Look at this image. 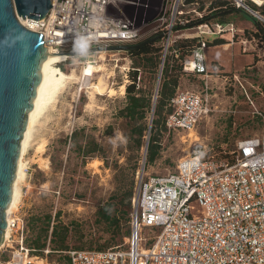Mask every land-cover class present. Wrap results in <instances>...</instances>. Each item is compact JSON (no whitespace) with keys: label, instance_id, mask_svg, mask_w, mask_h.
Here are the masks:
<instances>
[{"label":"rangeland","instance_id":"374dc122","mask_svg":"<svg viewBox=\"0 0 264 264\" xmlns=\"http://www.w3.org/2000/svg\"><path fill=\"white\" fill-rule=\"evenodd\" d=\"M223 2L232 6L230 0H198V5L184 9V17L192 25L202 24L198 22L208 18L204 23L233 24L237 29L234 37L229 34L204 37L210 43L216 39L224 43L219 48H209L207 44L209 50L204 53L211 64L207 77L185 74L182 64L186 57L168 55L159 82L160 42L155 44L160 50L156 67H151L145 58H132L130 64L127 54L114 53L69 58L57 65L74 78L66 81L33 129L23 159L19 203L14 211L26 223L27 245L45 246L40 256H35L39 258L35 262L61 264L66 258L58 252L70 250L121 248L128 252L143 180L174 173L178 161L194 142L206 144L213 156L223 159L230 157L240 142L262 136L264 41L257 37L259 27L246 14L220 9L210 13L212 4ZM246 2L264 12V5L258 8L252 0ZM16 17L24 26L22 18ZM192 28L179 34L173 48L185 40L183 35L198 34ZM148 39L149 33L141 42ZM88 64L98 71L92 77L84 73ZM168 65L174 69H168ZM139 66L138 90L151 101V106L144 121L132 122L120 117V112L127 106L130 73ZM174 80L180 90L201 93L212 110L189 137L188 133L168 131L165 109L160 107L159 112L157 109L166 105L160 97L162 88L168 83L170 92ZM139 126L144 129L142 139L138 137ZM75 132L79 145L94 141L102 148L101 154L79 155L72 146ZM151 137L157 141L159 153L154 162L148 159ZM107 206L109 210L105 214L103 210ZM158 233L155 229H143V248H149ZM13 247L17 249L15 244ZM46 250L52 252L47 258L43 255Z\"/></svg>","mask_w":264,"mask_h":264},{"label":"built area","instance_id":"2783aa9c","mask_svg":"<svg viewBox=\"0 0 264 264\" xmlns=\"http://www.w3.org/2000/svg\"><path fill=\"white\" fill-rule=\"evenodd\" d=\"M230 1L264 27V15L246 0ZM194 5L198 3L190 6ZM187 6L188 0H52L46 19L30 20L24 27L41 33L45 48L63 54L132 46L148 33L149 39L161 36L160 82L168 55L178 57L176 39L192 28L184 17ZM192 29H197L196 36L182 37L199 38L201 46L184 60L182 69L207 77L204 37H234L238 32L233 24L222 23L196 24ZM167 108L165 128L188 137L212 112L208 100L193 91L177 92ZM211 152L206 144L194 142L174 173L143 180L128 252L121 248L58 252L66 258L61 264H264V132L240 142L230 157L218 159ZM7 229L10 239L0 246V264H39L31 255L37 251L27 246L24 219L12 213ZM143 229L159 231L147 249ZM51 253L43 251L46 258Z\"/></svg>","mask_w":264,"mask_h":264},{"label":"water","instance_id":"95a60500","mask_svg":"<svg viewBox=\"0 0 264 264\" xmlns=\"http://www.w3.org/2000/svg\"><path fill=\"white\" fill-rule=\"evenodd\" d=\"M52 0H0V246L7 230L6 211L13 199L21 144L49 52L44 36L17 20L42 21ZM161 36L132 46L96 47L69 52L70 58L98 53H129L159 42ZM148 149V147H147Z\"/></svg>","mask_w":264,"mask_h":264},{"label":"trees","instance_id":"16d2710c","mask_svg":"<svg viewBox=\"0 0 264 264\" xmlns=\"http://www.w3.org/2000/svg\"><path fill=\"white\" fill-rule=\"evenodd\" d=\"M194 0H188V3H192ZM252 5V4H251ZM255 8V6H253ZM212 9H220L221 11H232V12H242L229 5V2L221 3L219 6H215L214 4L211 5ZM244 13V12H242ZM245 14V13H244ZM247 15V14H246ZM208 18H205V20L199 21L198 23H204L206 22ZM253 19V18H252ZM256 25L259 27V32L257 34V37H259L262 41H264V27L261 26L255 19H253ZM196 24L191 25L192 27ZM262 28H261V27ZM156 43L147 45L143 47L142 49H139L137 51L129 52V57L136 59V58H145L146 62L150 64L151 67H156L158 65V53L160 50L155 47ZM209 46L216 47L223 45V41L216 39L212 44H209ZM201 46V41L199 38H192V39H185L179 44L175 46L176 50L179 54H181L182 58L186 57L189 58L193 51H195L197 48ZM173 63H177V60H173ZM136 71L130 73V78L132 80V83L130 86H127L126 88V94H127V106L120 112V117L129 119L132 122H142L146 118V110L150 106V102L148 99L144 98V96L140 95L141 90H138V78H139V71L141 70V67H136ZM174 69V67H173ZM172 85V90L168 92L169 84H165V86L162 88L160 95L162 98H169L172 97L175 89L178 86L177 80H174ZM158 109V107H157ZM157 113V112H156ZM140 129L138 130V137L139 139H142L144 137V129L139 126ZM72 146L76 148L79 155H82L83 157H94L101 154L102 148L94 141L88 142L85 146L79 145L77 142V132H75L72 137ZM157 141L154 138H150L149 144H148V159L150 162H154L156 158L158 157V146ZM108 206L103 210L106 213H108ZM104 219L108 220L109 217L105 216ZM108 215V214H107ZM55 232H53L54 234ZM129 235V233H128ZM28 246V245H27ZM29 247V246H28ZM37 248H30L32 250H36L37 252L35 254H31L32 256H40L39 252L43 250L45 246H41L39 243L36 246ZM102 251V250H100Z\"/></svg>","mask_w":264,"mask_h":264},{"label":"bare ground","instance_id":"6f19581e","mask_svg":"<svg viewBox=\"0 0 264 264\" xmlns=\"http://www.w3.org/2000/svg\"><path fill=\"white\" fill-rule=\"evenodd\" d=\"M258 6H263L264 0H252ZM21 22L25 25V23L30 24V20H21ZM49 55L46 62L42 68V75L39 81L36 96L33 101V108L28 117V124L26 131L23 136L22 144H21V155L17 168L16 180L13 186V199L10 207L6 211V216H9L14 213L15 209L19 203L20 196V184L24 179L23 174V159L27 149V145L31 138L33 129L38 122L39 118L42 116L46 108L51 104V102L56 98L59 91L64 87L66 81H70L73 76H69L64 74L58 67V64H62L65 61L69 60V56L67 54L58 53L54 49H48ZM103 56V55H102ZM104 61V60H103ZM97 69L92 65L88 64V67L84 70V73L88 77L94 76L97 73ZM84 74V75H85ZM74 78V77H73ZM10 239V231L7 229L4 234V241L7 243ZM145 249V248H144Z\"/></svg>","mask_w":264,"mask_h":264},{"label":"crops","instance_id":"0c3cea01","mask_svg":"<svg viewBox=\"0 0 264 264\" xmlns=\"http://www.w3.org/2000/svg\"><path fill=\"white\" fill-rule=\"evenodd\" d=\"M197 1L198 0H194L192 3H188L189 5H193V4H195V3H197ZM224 3V2H223ZM215 6H219L220 4H214ZM216 9H212L211 11H210V13H213L214 11H215ZM259 12V11H258ZM260 13V12H259ZM246 14V13H245ZM262 15H264V12H262L261 13ZM247 16H249L248 14H247ZM249 17H251V16H249ZM252 18V17H251ZM253 20V19H252ZM209 44H212V43H210L208 40H206ZM224 45V44H223ZM223 45H220V46H223ZM220 46H216V47H210L209 45H208V47L209 48H219ZM208 47H207V49L205 50V51H208L209 49H208ZM128 57H129V55H128ZM143 58V57H142ZM130 61H131V63H132V58L131 57H129L128 58ZM206 60H207V64H208V68H209V71H210V67H211V64H210V62L208 61V57H207V55H206ZM169 65H170V63H169ZM168 65V66H169ZM172 65V64H171ZM173 67L174 66H169L168 67V69L170 68V69H173ZM139 72H140V70H138ZM187 75H191V74H187ZM198 76V75H197ZM177 89V91H175V93L173 94V96L177 93V92H179V91H192V90H180V88L178 87V88H176ZM193 92H195V91H193ZM142 93V92H141ZM140 93V95H142ZM199 93V92H198ZM143 96V95H142ZM172 96V97H173ZM160 97L162 98V96L160 95ZM172 97H169V98H162V101L163 102H165L166 103V105H165V107L162 105V106H159L158 107V112H159V109H160V107H161V109L162 108H164L165 109V112H166V116L168 115V102H169V100L172 98ZM149 100V99H148ZM149 102H150V106H151V101L149 100ZM150 106H149V108H150ZM154 108H155V104H154V106H153ZM217 109V108H216ZM166 120V119H165Z\"/></svg>","mask_w":264,"mask_h":264}]
</instances>
